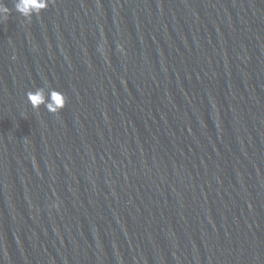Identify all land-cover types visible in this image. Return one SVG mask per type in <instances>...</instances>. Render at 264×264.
<instances>
[{
    "label": "water",
    "instance_id": "1",
    "mask_svg": "<svg viewBox=\"0 0 264 264\" xmlns=\"http://www.w3.org/2000/svg\"><path fill=\"white\" fill-rule=\"evenodd\" d=\"M3 2L0 264H264V0Z\"/></svg>",
    "mask_w": 264,
    "mask_h": 264
},
{
    "label": "clouds",
    "instance_id": "2",
    "mask_svg": "<svg viewBox=\"0 0 264 264\" xmlns=\"http://www.w3.org/2000/svg\"><path fill=\"white\" fill-rule=\"evenodd\" d=\"M49 3L50 0H13V9L21 16L30 19L33 15L39 16ZM10 11L3 0H0V21H6ZM26 96L33 109H38L43 104L52 113L59 112L66 103L64 93L55 88H49L47 96L44 88L29 90Z\"/></svg>",
    "mask_w": 264,
    "mask_h": 264
}]
</instances>
